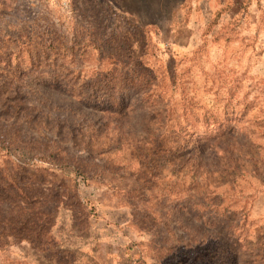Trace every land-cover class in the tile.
<instances>
[{
    "label": "rangeland",
    "instance_id": "rangeland-1",
    "mask_svg": "<svg viewBox=\"0 0 264 264\" xmlns=\"http://www.w3.org/2000/svg\"><path fill=\"white\" fill-rule=\"evenodd\" d=\"M0 264H264V0H0Z\"/></svg>",
    "mask_w": 264,
    "mask_h": 264
}]
</instances>
